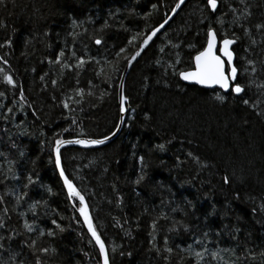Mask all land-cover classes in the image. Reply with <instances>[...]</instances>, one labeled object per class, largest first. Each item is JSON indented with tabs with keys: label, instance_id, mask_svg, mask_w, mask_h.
Masks as SVG:
<instances>
[{
	"label": "trees",
	"instance_id": "trees-1",
	"mask_svg": "<svg viewBox=\"0 0 264 264\" xmlns=\"http://www.w3.org/2000/svg\"><path fill=\"white\" fill-rule=\"evenodd\" d=\"M175 2L15 0V6L0 8L4 22L0 44L11 41L0 48V58L7 61L0 63V152L7 157V161L0 157V171L10 164L19 177L0 184V194L11 190L5 197L8 206L17 192L27 191L7 220L9 229L15 227L20 234L8 240V233L0 230L5 236L0 241L4 245L0 260L13 252L31 260L21 242H31L39 230L51 228L54 237L44 235L37 241L39 246L51 244L56 249L49 264H101L99 250L79 215V200L69 198L55 167L52 147L56 138H101L115 129L119 73L144 38L139 34L161 24ZM206 3L185 0L131 65L123 84L127 111L120 132L100 147L60 149L62 169L84 197L93 227L106 245L109 264H164L148 243L153 233L158 247L167 236L174 250L176 245L186 248L194 238L206 239L199 246L193 244L194 251L206 250L203 264H264V115L257 114L264 113V87H256L264 84V67L257 64L254 83L248 86L239 57L249 42L233 26L227 34L240 37L232 50L236 82L245 86L241 94L186 84L178 75L193 68L192 57L206 43L209 24L224 32L232 19L222 0H217L214 13L201 7ZM231 3L237 6L236 0ZM246 6L252 13L249 26L264 22V0H246ZM217 16L221 26L216 24ZM69 32L77 35L73 38ZM252 32L257 38L254 28ZM96 38L102 39V45L94 43ZM120 48L125 51L117 57ZM249 50L250 58H264V41L258 40ZM77 57L86 61L83 67H76ZM117 59L120 67L113 71ZM64 62L71 69L62 70ZM172 64L176 67H166ZM5 72L13 85L3 80ZM244 99L255 107L244 105ZM161 144L163 150L157 147ZM138 156L145 158L148 167L145 179L134 185ZM28 175L37 183L25 190ZM35 201L42 203L29 211ZM161 211L167 219L157 218ZM53 219L63 232L51 223ZM174 220L186 224L187 231L179 225L169 231ZM24 221L33 224V233L22 228ZM213 251L218 253L216 259L211 257ZM181 255L186 253L176 252L170 264H177ZM180 264H193V259Z\"/></svg>",
	"mask_w": 264,
	"mask_h": 264
},
{
	"label": "snow or ice",
	"instance_id": "snow-or-ice-1",
	"mask_svg": "<svg viewBox=\"0 0 264 264\" xmlns=\"http://www.w3.org/2000/svg\"><path fill=\"white\" fill-rule=\"evenodd\" d=\"M182 3V0H176V5L171 7V12L168 13L170 16L171 13L176 12L177 8ZM222 3H226L228 5V11L232 13V19L228 22V29H225L224 32H218L217 29H214L211 23L209 24L207 28V41L203 45L202 50H199L196 52L195 56L192 57V60L194 61V69L189 71H180L178 73L179 77L182 80L185 81H194L196 84L201 85H218L219 88L224 89L225 91H230L234 94H241L244 91V85H241L240 83H237L238 78V69L236 66H234L233 63V57L234 52L230 49L231 45H234L240 37L236 35V33L231 34V38L228 36V31L235 26L238 29L242 30V34L244 37L248 39L249 45L244 48V55L240 56L239 59L243 61V67H242V73L247 74L248 79V86L253 85V74H255L258 71L257 64L264 67V58H260L259 60H254L250 58L252 56V53L250 52V47H256L259 41H264V22H258L255 23L252 26H249L248 20L251 17L252 13L248 6H246V0H236V7L232 6L231 0H222ZM11 4L12 6H15V0H0V8L5 7L7 5ZM157 7L156 4L151 5V8L155 9ZM202 8L211 9L213 13L217 9V0H207L206 5H202ZM118 11V10H117ZM114 15V14H110ZM145 16L149 15V13H145ZM223 15V13L221 14ZM168 17H165V20L157 25L156 27H153L150 32L147 34H139L143 35L144 38L142 42L139 44V48L132 53L131 59H127V65L130 66L132 62L141 55V51L146 48V46L149 44V41L152 40L153 36L157 35L159 31H161L164 26L167 23ZM76 22L73 21V26H75ZM216 24L218 26H221L223 24V21L221 19V16L216 17ZM4 27L3 20H0V28ZM255 29V36L257 38H254L252 29ZM47 35V33H45ZM69 36H72L75 38L77 35L76 33L69 32ZM219 36H223V39H218ZM133 41L130 40L129 43H132ZM94 43L96 45H102V39L96 38L94 40ZM11 41L10 39H6L3 41L2 44H0V48H4L6 46H10ZM68 51L70 54H72L75 57V53L72 51V46L68 45ZM172 47H176V45H172ZM194 47V46H193ZM215 50V51H214ZM125 51L124 48H120L119 52L116 54L117 57L120 56V53H123ZM63 55V52L57 53V61L60 60L61 56ZM94 59V58H90ZM85 60L82 57L75 58V64L77 68L83 67L85 64ZM177 62H179V57L177 56ZM0 63H7L6 60H3L0 58ZM110 63V62H109ZM159 63V61H157ZM72 65L68 62H64L61 64V69H71ZM120 67L119 65V59H117L115 66L113 68V71L118 70ZM166 67H172L175 68L176 65H166ZM0 72H3V69H0ZM119 75H123L122 72L119 73ZM43 79V77H42ZM3 80L8 85H13L14 80L13 78L8 75L6 72L3 74ZM53 85L56 84V81H52ZM123 87L122 85L120 86ZM256 87H264V84H257ZM76 94H80V89H76ZM3 93H0V96H2ZM127 97L121 92L119 96L120 101V113L125 112V101ZM216 99L219 101H224L225 97L222 95H217ZM79 103V101H77ZM242 103L250 108L255 107V103L250 104L247 99L242 100ZM65 108L68 107L67 104L64 105ZM258 115H264V113H257ZM124 117L121 116V119ZM119 122H117V128H119ZM115 132V129H113V132H110L108 135L103 136L99 139H73V140H61L59 138H56L54 141V146L52 147V153L55 156V167L59 170L60 177L63 179L64 186L67 189L68 196L71 199L72 197L79 198V204L80 207L78 209L80 216L83 218L84 224L87 226L88 232L91 235V239L95 241L96 247L99 249V260L101 264H109V258L106 254V245L101 240V237L97 234V231L94 229L92 221L89 217V213L87 210V206L85 204L84 197L76 190V188L73 186L72 182L65 176L64 170L61 168V156H60V146L63 144H79V145H102L109 139L110 136L113 135ZM43 144V141L41 142ZM13 148L16 147L15 144L12 145ZM161 150H163L164 145H158ZM23 152L20 153V156L23 157ZM188 156L192 157V153H188ZM0 157H4V159L7 161L6 154L3 152H0ZM143 156L136 157V163L138 165L137 167V176L134 180L131 181L132 184H140L146 176L145 169L148 167L147 164L144 162ZM194 160H196L197 163L200 162L196 157H193ZM177 163L179 164V158H177ZM0 184H3L5 180L11 179V180H18L19 177L17 176L16 171L14 168L8 164V166L3 170L0 171ZM224 183H229V177L225 176L223 178ZM26 183L23 184V188L27 190L29 188V185H34L37 183V181L33 180L31 175H28L26 177ZM11 190H6L3 194H0V230H4L8 233L7 239L11 240L13 239L14 235H19L16 231L15 227H11L9 229V226L7 224V220L9 218V212H16V205L20 204L22 201H24L25 196L27 195V191L20 193L17 192L14 197V201L11 205H7V201L5 200V197H7L10 194ZM49 194H51V190L48 189ZM42 201H35L32 204L28 206L29 211H35L36 207L40 205ZM120 198L117 196V204L119 205ZM176 209H173L172 211H175ZM147 211V210H145ZM19 217L22 219L24 216V212L18 213ZM157 218H165V213L161 211L158 214ZM51 223L55 225L56 229H58L60 232H63L64 229L57 223L56 220H52ZM127 223V221H125ZM156 221L153 220L150 224V228L153 230L155 229ZM183 227L186 231L188 229V226L186 224H181V221L174 220L172 222L171 228L169 231H174L177 226ZM22 228L26 230L27 233H33L34 226L33 224H29L28 222L24 221L22 223ZM233 231L239 232V228L233 229ZM129 234V233H126ZM47 235L48 237H54L56 235V231L49 228L45 232L44 229L39 230L38 235L35 238L31 239V242L22 241L23 247L27 248L29 252L31 253L32 259L28 260L26 257H20L18 253H10L7 260H0V264H17V260H19V264H49L50 258L54 257L56 254V249L51 246V244L47 246H39L37 241L40 236ZM205 237L207 236V233L204 234ZM5 239L4 235H0V241H3ZM235 239V237H233ZM156 236L153 233L151 238L149 239L148 243L150 245L151 250H154L156 252L157 257H162L164 264H170L171 257L176 253H186V255H181L180 259L177 261V264H180L181 261L186 260L188 257H191L193 259V264H203L202 257L206 254V250L201 248L200 251H194L193 250V244H196L199 246L201 243H206V239H199L194 238L192 243L188 244L187 247H181L180 245H176V249L174 250L172 247L168 246V237L165 236L164 243L162 247H158L155 243ZM0 249H4V245L0 243ZM245 251L247 252L248 249L245 248ZM87 255V253H85ZM262 256H264V252L261 253ZM218 256V253L213 251L211 253L212 259H216ZM252 259L255 258L253 255L251 257Z\"/></svg>",
	"mask_w": 264,
	"mask_h": 264
},
{
	"label": "water",
	"instance_id": "water-1",
	"mask_svg": "<svg viewBox=\"0 0 264 264\" xmlns=\"http://www.w3.org/2000/svg\"><path fill=\"white\" fill-rule=\"evenodd\" d=\"M184 1L185 0H182V3L180 4V6L177 8V10L181 7V5L184 3ZM176 5V2H175V4H174V6ZM176 10V11H177ZM176 12H174V13H171V15L169 16H167L168 17V19H167V22L172 18V16L175 14ZM160 32V31H159ZM158 32V33H159ZM156 36V35H155ZM155 36H153V38H152V40L155 38ZM143 40V39H142ZM151 40V41H152ZM151 41H149V44L151 43ZM207 41V40H206ZM142 42V41H141ZM140 42V43H141ZM148 44V45H149ZM148 45L146 46V48L148 47ZM232 47H233V45H231L230 46V49L232 50ZM138 48H139V46H138ZM137 48V49H138ZM145 48V49H146ZM144 49V50H145ZM144 50H142L141 51V53L144 51ZM215 51V50H214ZM233 51V50H232ZM132 56V55H131ZM195 56V55H194ZM139 57V56H138ZM138 57L132 62V64L138 59ZM129 59H131V57L129 58ZM234 60H235V56L233 57V63H234ZM131 64V65H132ZM131 65L130 66H128L127 65V63H126V66H125V68H124V70H123V75L121 76V78H120V81H119V85H118V104H119V108H120V101H119V96H120V94H121V92H123V94H124V90H123V87L121 88L120 86L122 85V86H124L123 84H124V79H125V76H126V74H127V72H128V70L130 69V67H131ZM235 66V65H234ZM194 67H195V65H194V61H193V68L192 69H190V70H193L194 69ZM186 71H189V70H186ZM180 78V77H179ZM180 80L182 81V82H184V83H186V84H194V85H197V86H199V87H202V88H207V89H211V88H218V89H220V90H222L223 92H228V91H230V89L228 90V91H225L224 89H221V88H219V86L218 85H211V86H209V85H201V84H196L194 81H185V80H182L181 78H180ZM235 95H238V94H235ZM125 112L124 113H120V111H119V118H118V122H119V125H120V127L119 128H117V124H116V127H115V132L113 133V135L112 136H110L109 137V139L107 140V141H105V143L104 144H102V145H88V146H84V145H79V144H63V145H61L60 146V149H62L63 147H65V146H76V147H80V148H96V147H100V146H103V145H105L106 143H108L110 140H112L119 132H120V130H121V128H122V125H123V123H124V121H125V116H126V111H127V108H126V101H125ZM121 116H123L124 118L123 119H121ZM113 132V131H112ZM102 138V137H101ZM73 139H99V138H71V139H63V140H73ZM60 149H59V151H60ZM61 168H62V166H61ZM57 171H58V174H59V170L57 169ZM59 176H60V174H59ZM61 178V177H60ZM61 180H62V183H63V179L61 178ZM63 185H64V183H63ZM74 186V185H73ZM75 187V186H74ZM64 188H65V190H66V192H67V189H66V187L64 186ZM77 190V189H76ZM67 194H68V192H67ZM78 200H79V198H78ZM86 204V203H85ZM87 210H88V208H87ZM79 212V211H78ZM88 213H89V211H88ZM80 215V214H79ZM81 217V216H80ZM89 217H90V214H89ZM81 219H82V222H83V224H84V221H83V218L81 217ZM90 219H91V217H90ZM92 221V220H91ZM84 226H85V228H86V230H87V232H88V229H87V226L84 224ZM88 234L90 235V233L88 232ZM90 237H91V235H90ZM94 241V240H93ZM95 242V241H94ZM98 248V247H97ZM99 250V249H98Z\"/></svg>",
	"mask_w": 264,
	"mask_h": 264
}]
</instances>
